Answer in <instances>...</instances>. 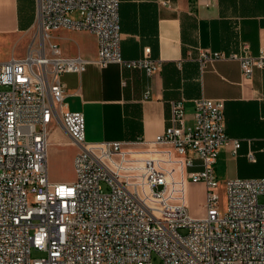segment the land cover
<instances>
[{"label":"built area","instance_id":"obj_1","mask_svg":"<svg viewBox=\"0 0 264 264\" xmlns=\"http://www.w3.org/2000/svg\"><path fill=\"white\" fill-rule=\"evenodd\" d=\"M60 28L96 35V60L64 58L52 45L50 56L32 50L0 64V264H264V178L227 180L221 205L220 151L241 147L226 134L225 102L199 98L189 126L184 101H172L164 132L142 147L89 143L84 114L66 109L62 76L90 64L151 76L161 62L149 48L123 57L120 0H38L37 35ZM198 60L202 71L236 61L244 78L264 75V48L254 55L248 42L230 54L199 49ZM58 122L78 146L72 183L49 178ZM188 184L205 187L200 218L187 207ZM33 248L45 257L32 258Z\"/></svg>","mask_w":264,"mask_h":264},{"label":"crops","instance_id":"obj_2","mask_svg":"<svg viewBox=\"0 0 264 264\" xmlns=\"http://www.w3.org/2000/svg\"><path fill=\"white\" fill-rule=\"evenodd\" d=\"M120 18L123 57L139 59L149 48L161 67L151 76L116 64L64 74L66 109L84 114L86 141L142 147L135 143L153 142L164 132L172 101H184L190 126L199 98L223 100L226 134L241 147L236 155L231 146L221 149L217 179L264 178V75L257 71L246 79L236 61H218L202 71L198 60L199 49L230 54L242 42L258 54L264 48V0H120ZM37 26L38 0H0V64L23 60L32 50L50 56L52 45L64 58L96 60V35L65 28L37 35ZM53 136L78 152L60 122ZM200 191L203 199V185H186V200L193 202Z\"/></svg>","mask_w":264,"mask_h":264},{"label":"rangeland","instance_id":"obj_3","mask_svg":"<svg viewBox=\"0 0 264 264\" xmlns=\"http://www.w3.org/2000/svg\"><path fill=\"white\" fill-rule=\"evenodd\" d=\"M76 146L67 143L64 138H58L53 136L49 139L48 148V173L52 182L59 183H72L76 180V171L74 166V158L76 155ZM202 185V184H194ZM221 196V205H225V186L224 182H221L218 189ZM205 198V194H204ZM202 192L197 194V197L193 202L189 203L188 198L186 204L191 213L195 217H202L204 215ZM264 202V198L261 199ZM45 257V253L32 249V258ZM153 264H162L159 258L154 256Z\"/></svg>","mask_w":264,"mask_h":264}]
</instances>
